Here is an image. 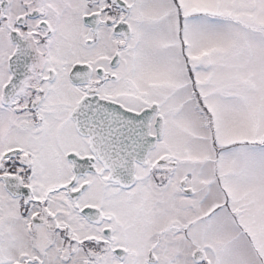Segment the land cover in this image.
I'll return each mask as SVG.
<instances>
[{"label": "snow or ice", "instance_id": "obj_1", "mask_svg": "<svg viewBox=\"0 0 264 264\" xmlns=\"http://www.w3.org/2000/svg\"><path fill=\"white\" fill-rule=\"evenodd\" d=\"M0 264H264V0H0Z\"/></svg>", "mask_w": 264, "mask_h": 264}]
</instances>
